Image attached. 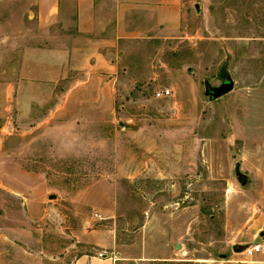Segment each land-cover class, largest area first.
<instances>
[{
  "label": "rangeland",
  "instance_id": "obj_1",
  "mask_svg": "<svg viewBox=\"0 0 264 264\" xmlns=\"http://www.w3.org/2000/svg\"><path fill=\"white\" fill-rule=\"evenodd\" d=\"M35 1L0 0V165L40 173L50 195L29 215L18 198L0 209L26 231L12 237L21 255L46 264L86 252L123 264L259 258L239 248L264 240L254 225L264 217V0H193L176 31L134 41L112 113L87 94L67 101L75 75L53 74L52 58L37 53L53 44ZM222 75L234 89L210 100L206 84ZM163 89L172 95L156 98Z\"/></svg>",
  "mask_w": 264,
  "mask_h": 264
},
{
  "label": "crops",
  "instance_id": "obj_2",
  "mask_svg": "<svg viewBox=\"0 0 264 264\" xmlns=\"http://www.w3.org/2000/svg\"><path fill=\"white\" fill-rule=\"evenodd\" d=\"M192 1L36 0L32 15L47 32L44 39L53 44L50 49L38 48L37 53L52 58L53 74L56 70L65 72L72 69L75 79L68 86L71 89L66 95L67 101L71 97L73 100L75 96L87 94L91 96L90 102L112 113L117 100L118 72L134 47L133 42L156 39L158 29L163 34L176 31L180 27L185 6ZM46 62L50 63V60ZM53 74L48 73L45 77L52 79ZM0 168H4L0 181V209L6 211L9 197L18 198L28 215L30 209H41L46 197L50 196L44 177L40 173L24 171L15 162L2 164ZM259 221L263 229L262 215L254 225ZM11 228L0 214V264H46L43 257L39 260L34 256L21 255L22 246L12 237L15 232L26 231ZM260 232L264 237V231ZM86 242L101 248L108 246L100 240L87 239ZM261 245V255L251 259L249 264H264V240ZM73 264L123 263L120 258L110 254L86 252L77 257Z\"/></svg>",
  "mask_w": 264,
  "mask_h": 264
},
{
  "label": "water",
  "instance_id": "obj_3",
  "mask_svg": "<svg viewBox=\"0 0 264 264\" xmlns=\"http://www.w3.org/2000/svg\"><path fill=\"white\" fill-rule=\"evenodd\" d=\"M220 80H221V83L219 85H216V86H212L209 83L206 84V95L209 96L210 100L219 99L234 89L235 82L230 76L222 75V76H220ZM240 177L242 179L241 184L243 186L247 185L248 178L243 174L240 175ZM248 246L249 245L240 246L239 249L244 250ZM177 247L179 248V244L177 245ZM236 250H237V248H236Z\"/></svg>",
  "mask_w": 264,
  "mask_h": 264
},
{
  "label": "built area",
  "instance_id": "obj_4",
  "mask_svg": "<svg viewBox=\"0 0 264 264\" xmlns=\"http://www.w3.org/2000/svg\"><path fill=\"white\" fill-rule=\"evenodd\" d=\"M172 95V91L170 89H163L160 91H157L155 94L156 98H164L169 97ZM263 249L262 245L260 243H255L252 245H249L245 252H247L250 255H253L254 253L260 252Z\"/></svg>",
  "mask_w": 264,
  "mask_h": 264
}]
</instances>
